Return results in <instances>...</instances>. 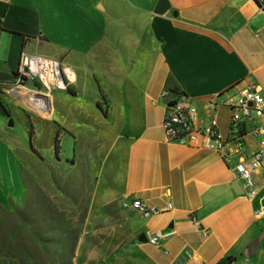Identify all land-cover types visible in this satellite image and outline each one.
I'll list each match as a JSON object with an SVG mask.
<instances>
[{
    "label": "crops",
    "instance_id": "crops-1",
    "mask_svg": "<svg viewBox=\"0 0 264 264\" xmlns=\"http://www.w3.org/2000/svg\"><path fill=\"white\" fill-rule=\"evenodd\" d=\"M24 51L57 60L74 75L68 91L46 98L48 117L30 114L38 125L35 146L38 128L49 127L91 170L73 264H174L186 252L188 264L230 256L233 264L263 263V195L238 194L233 186L244 182L234 166L206 147L168 142L162 126L165 90L186 94L205 123L211 100L234 101L252 85L264 92V11L256 1L0 0L1 118H9L8 93ZM216 116L229 136L230 107ZM242 122L252 155L264 142L255 134L264 119ZM255 178L264 184V162ZM133 199L173 209L145 218L123 208ZM157 233L159 246L145 240ZM256 238L261 248L250 258Z\"/></svg>",
    "mask_w": 264,
    "mask_h": 264
},
{
    "label": "rangeland",
    "instance_id": "rangeland-1",
    "mask_svg": "<svg viewBox=\"0 0 264 264\" xmlns=\"http://www.w3.org/2000/svg\"><path fill=\"white\" fill-rule=\"evenodd\" d=\"M35 91L45 92L36 84L11 88L10 117H0V250L7 256L11 247L27 245L35 257L30 264H67L88 213L93 177L87 162H76L69 142H63L56 157L49 127L38 128L39 155L32 151L29 133L32 123L38 125L30 114L44 119L50 109L31 104ZM4 259L0 264H19Z\"/></svg>",
    "mask_w": 264,
    "mask_h": 264
},
{
    "label": "built area",
    "instance_id": "built-area-1",
    "mask_svg": "<svg viewBox=\"0 0 264 264\" xmlns=\"http://www.w3.org/2000/svg\"><path fill=\"white\" fill-rule=\"evenodd\" d=\"M254 1L264 11V0ZM69 70L57 60L24 51L15 85L18 88L31 87L29 82L34 81L38 87L45 90V95L50 96L56 91L69 90V85L74 80V75H70ZM163 97L169 98L162 123L167 141L185 147H206L219 153L228 166H234L239 180L244 182L242 186L244 193H247L250 199L261 194L264 198V184H259L255 178L256 170L263 166L264 142L258 152L246 155L245 130L242 122V118L264 119V92L258 86L252 85L243 90L234 101L232 97L222 101L211 100L208 103L211 115L207 123L201 118L199 110L190 103L186 94L165 90ZM221 106H228L232 111L229 136H225L219 129L216 113ZM255 134L264 135V127L257 128ZM233 156L237 157L236 162L233 161ZM123 208L136 210L143 217L151 218L172 210L173 205L170 204L168 208L151 207L143 200L133 199L124 202ZM257 214H264V206ZM194 222L200 228V223L196 220ZM204 233L207 234L206 231ZM162 238L161 233H157L151 235L148 242L159 246ZM190 259L191 254L186 252L176 258L174 264H188Z\"/></svg>",
    "mask_w": 264,
    "mask_h": 264
},
{
    "label": "trees",
    "instance_id": "trees-1",
    "mask_svg": "<svg viewBox=\"0 0 264 264\" xmlns=\"http://www.w3.org/2000/svg\"><path fill=\"white\" fill-rule=\"evenodd\" d=\"M0 103L3 105V102L1 101V98H0ZM99 107L101 108L100 105H99ZM5 109H6V112L8 113V115L10 117V112L8 111L7 108H5ZM104 115L107 116V114L105 112H104ZM31 127L32 128H31V131L29 133L30 134L29 135L30 146H31L32 151L35 154L39 155V152L35 149V145H34L36 133H35V127H34L33 123L31 125ZM54 148H55L56 157L59 159L60 158L61 149H62L61 148L59 132H58V134L56 135V137L54 139ZM77 239L74 242L73 246L71 247V260L67 264H73V257L75 255V247H76ZM260 248H261L260 239L256 238L254 241H252L250 243V245L248 247V257L253 258V257L257 256ZM2 254H3V252H1V250H0V258L4 259V258H7V257H10V258H12L14 260H17L19 262V264H30L31 263L30 261L34 262V258H35L34 254L31 251V249L29 247H27V245H23V246H20L18 248L11 247L10 250L6 251L5 255H7V256H4ZM4 260H6V259H4ZM236 261H237L236 257L230 256V257L222 260L219 264H233ZM6 262L9 263L8 261H6ZM2 263L5 264L4 262H2ZM13 264H14V262H13Z\"/></svg>",
    "mask_w": 264,
    "mask_h": 264
},
{
    "label": "bare ground",
    "instance_id": "bare-ground-1",
    "mask_svg": "<svg viewBox=\"0 0 264 264\" xmlns=\"http://www.w3.org/2000/svg\"><path fill=\"white\" fill-rule=\"evenodd\" d=\"M71 75V74H70ZM33 94V92H31ZM47 97H49L48 95H45L44 93H39V92H34V94L31 96V104L32 105H40V106H44V108H46L49 105V101H47L48 99H46ZM39 107H37L38 111H41V109H38ZM35 109V107H34Z\"/></svg>",
    "mask_w": 264,
    "mask_h": 264
},
{
    "label": "water",
    "instance_id": "water-1",
    "mask_svg": "<svg viewBox=\"0 0 264 264\" xmlns=\"http://www.w3.org/2000/svg\"><path fill=\"white\" fill-rule=\"evenodd\" d=\"M29 85L33 87V86L35 85V82H34V81H30V82H29ZM233 187H234L235 191H236L238 194H243V193H244V190L242 189V187H241V185H240L239 182H236V183L234 184ZM145 240L148 241L147 238H145ZM133 244H135V242H133Z\"/></svg>",
    "mask_w": 264,
    "mask_h": 264
}]
</instances>
